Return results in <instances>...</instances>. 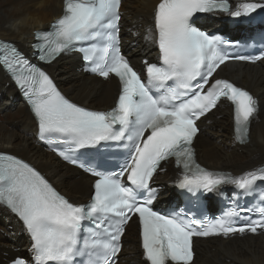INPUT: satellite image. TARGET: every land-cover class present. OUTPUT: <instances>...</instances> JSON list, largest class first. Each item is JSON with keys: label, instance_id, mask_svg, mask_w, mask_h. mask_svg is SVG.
I'll use <instances>...</instances> for the list:
<instances>
[{"label": "snow or ice", "instance_id": "snow-or-ice-1", "mask_svg": "<svg viewBox=\"0 0 264 264\" xmlns=\"http://www.w3.org/2000/svg\"><path fill=\"white\" fill-rule=\"evenodd\" d=\"M122 0H63L62 15L50 31L37 32L34 54L51 63L61 54L83 53L88 71L105 79L114 75L120 92L108 111L89 110L67 99L53 79L13 44L0 47L6 65L23 90L41 141L64 160L95 177L86 204L70 202L34 166L15 155L0 153V207L23 222L30 234L31 259L13 264H117L125 227L138 218L145 264H194V237L264 231L260 218L237 224L235 209L211 220L187 218L183 210L162 212L153 201L154 177L163 162L174 159L181 169L178 187L197 200L234 185L249 195L264 183V167L232 176L209 171L196 160L197 122L223 101L233 108L234 131L247 140L257 100L227 79L216 78L230 57V42L195 26L198 13L248 17L264 11V0H244L233 9L229 0H159L154 9L153 42L158 63L144 61L143 77L120 50ZM151 31V30H150ZM122 148L119 171L108 166L109 147ZM81 149H95L82 161ZM264 203V193H260ZM250 211V210H249Z\"/></svg>", "mask_w": 264, "mask_h": 264}, {"label": "bare ground", "instance_id": "bare-ground-1", "mask_svg": "<svg viewBox=\"0 0 264 264\" xmlns=\"http://www.w3.org/2000/svg\"><path fill=\"white\" fill-rule=\"evenodd\" d=\"M159 0H122L121 35L125 53L136 67L144 58L156 55L153 42L154 9ZM63 0H0V38L16 43L28 53L34 43V31L47 29L62 14ZM235 9V8H234ZM239 18L213 14L202 23L208 31L223 27L233 33L247 31L248 26L231 29L230 22ZM230 21V22H229ZM198 25H201L197 22ZM151 30V31H150ZM64 94L89 109L111 108L119 93L113 77L91 76L84 70L79 56L63 55L46 68ZM219 77L229 79L249 90L260 104V113L251 126L250 142L240 145L232 130V109L223 101L201 119V132L195 141L197 156L212 170L229 171L241 176L264 165V60L256 65L227 63ZM0 152L17 155L46 175L70 202H88L93 179L70 167L38 139L37 124L15 86L0 67ZM155 176L161 187L159 206L175 198L178 186L176 170L171 163ZM123 249L117 264H145L140 251L137 220H131L123 236ZM31 242L22 224L6 208L0 207V260H13L30 252ZM14 252V253H13ZM194 264H264V233L257 236H235L196 241Z\"/></svg>", "mask_w": 264, "mask_h": 264}, {"label": "rangeland", "instance_id": "rangeland-1", "mask_svg": "<svg viewBox=\"0 0 264 264\" xmlns=\"http://www.w3.org/2000/svg\"><path fill=\"white\" fill-rule=\"evenodd\" d=\"M247 29H250V28H247ZM14 253V252H13ZM7 259V257L5 258V259H3V260H0V264H3L4 262H6V261H8V260H6Z\"/></svg>", "mask_w": 264, "mask_h": 264}]
</instances>
